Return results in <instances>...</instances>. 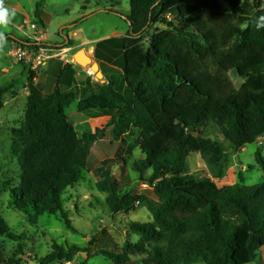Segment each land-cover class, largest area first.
Instances as JSON below:
<instances>
[{"label": "trees", "instance_id": "1", "mask_svg": "<svg viewBox=\"0 0 264 264\" xmlns=\"http://www.w3.org/2000/svg\"><path fill=\"white\" fill-rule=\"evenodd\" d=\"M110 2L101 11L126 17L129 31L98 46L116 44L121 71L110 68L109 81L95 91L90 80L77 88V69L60 58L49 62L43 90L34 82L36 72L29 73L26 120L12 131V152L22 177L10 190L11 207L31 225L59 215L74 231L64 192L82 180L93 146L109 130L113 142L139 134L142 157L135 170L155 198L127 189L114 165L98 169L102 179L95 189L107 195L112 216L129 215L142 206L152 221L130 222L139 241L126 243L120 253L90 254L77 245L55 244L39 264L72 263L81 252L88 260L102 255L111 264H132L135 256H146L141 264L256 263L264 249V183L248 186L241 176L239 183L218 188L190 175L188 158L195 153L208 159L219 171L215 178L221 179L226 150L204 137L203 126L216 125L234 151L264 137V29L257 30L254 23L264 16V0H130L126 15L115 11L117 2ZM42 8L38 2L34 23L45 29ZM6 37L28 51L52 47ZM232 75L244 80L239 89ZM3 94L0 90V111ZM74 102L79 113L98 111L109 121L103 129L79 135L67 116ZM255 159L264 173L260 151ZM0 238L21 241L1 214ZM0 264L18 263L3 260L0 253Z\"/></svg>", "mask_w": 264, "mask_h": 264}, {"label": "rangeland", "instance_id": "2", "mask_svg": "<svg viewBox=\"0 0 264 264\" xmlns=\"http://www.w3.org/2000/svg\"><path fill=\"white\" fill-rule=\"evenodd\" d=\"M28 10H36L37 3L43 2V12L49 23L48 36L54 44L60 43L61 47H54L59 51V57L67 63H73L74 56L85 50L88 56L93 59V63L98 64V76L92 66L82 68L77 66L75 85L79 89L84 88L87 80L91 81V91H95L103 83H107L110 78L109 69L122 70L123 60L119 49L115 43L98 46V53L95 55L90 46L75 47L68 46L65 38L70 28L82 31L85 40H109L115 32L121 37L129 31V24L125 18L108 12H98L111 5L110 1L115 0H19ZM118 12L126 15L130 10V0H116ZM101 7V9H97ZM85 13H89L85 15ZM173 20V17L171 18ZM176 24L183 26L176 21ZM31 27V29L29 28ZM37 27V30L33 29ZM159 29H166L163 25H158ZM0 32H4L11 38L32 42L35 37L41 39L42 28L35 25L34 19L30 23H25L23 32L18 33L10 25L0 27ZM48 43L47 39H41ZM49 44V43H48ZM145 49H149V40H144ZM17 48L13 41H6L3 49H0V90L2 95L3 109L0 111V214L12 228L13 233L21 238V241H12L8 238H0V253L3 260H13L18 264H39L53 251L55 244L68 246L77 245L83 250H89L90 254H95L101 250L120 253L126 243H137L139 236L134 235L129 230L130 222L148 224L152 217L145 207H138L136 211L129 215L119 214L112 216L106 205V194H100L95 189V184L100 181L101 174L99 168H110L112 165L115 175L122 181L127 189L145 193L150 198L155 196L152 189L140 182V176L135 170V164L142 157L139 150L140 136L138 133L126 136L120 142H113L110 131L106 132L104 140L96 143L88 161V167L83 173L82 180L75 186L65 190L63 195L64 209L72 222L74 231L69 230L64 221L57 216H44L37 225H31L28 218L11 207L10 190L18 187L21 183L22 171L18 164L17 157L12 152L14 137L12 131L20 128L26 120L27 99L29 96L28 76L31 71L27 62H11L9 53ZM56 59V58H55ZM110 63L108 66L105 63ZM102 66V67H101ZM106 73V76L103 74ZM237 89L241 87L244 80L231 76ZM46 80V73L42 71L36 77V85L43 90ZM67 116L74 125L76 132L81 135L84 130L103 129L110 119L98 111L79 113L77 102L71 104L67 109ZM205 138L219 141L223 144L228 159L224 164L221 179L215 178V173L219 171L210 164L208 159L200 154H192L188 158L189 174L194 175L197 180H211L218 188L228 185H235L243 177L244 184L248 186L264 183V173L258 166L255 155L260 151L264 157V137L256 143L248 145L239 151H234L230 143L222 136L219 128L210 123L202 127ZM124 160L125 163L121 161ZM125 168V174L121 175V169ZM150 177V172L145 174V180ZM5 184H9L3 189ZM146 256H135L132 264H141ZM86 253H78L72 263L58 264H84L87 261ZM89 264H111L102 255H98L88 260ZM202 264V263H199ZM252 264H264V249L261 250L259 260Z\"/></svg>", "mask_w": 264, "mask_h": 264}, {"label": "crops", "instance_id": "3", "mask_svg": "<svg viewBox=\"0 0 264 264\" xmlns=\"http://www.w3.org/2000/svg\"><path fill=\"white\" fill-rule=\"evenodd\" d=\"M114 2H117L116 0ZM5 6L10 8V9H15V16L12 19L11 23L9 24L13 29H16V31L18 33L23 32V28H24V24L25 23H30L32 19H34V13L36 10L34 11H28L21 3L19 0H4ZM115 11H119V9L116 7ZM130 11V10H129ZM98 12H105V11H98ZM89 13H85V15H88ZM116 15V14H115ZM119 16V15H118ZM121 17V16H120ZM123 18V17H121ZM44 20H45V24H46V28L43 29L42 28V38L41 39H47L48 43L52 46H58L61 47L62 45L60 43L54 44L50 41V36H48V27H49V23L46 19V16H44ZM29 28L31 29V27L29 26ZM71 31H69L67 36H63L66 40L67 43H69V40L73 41V45L75 47H85V46H90V48L94 51L95 55L98 53V48L94 47L93 44H97L98 42L101 43L103 41L101 40H94V41H87L85 40V36L82 33V31H79L77 29L74 28H70ZM115 36H113V38H119L121 37V35L118 32L114 33ZM98 43V44H99ZM71 45V46H73ZM87 49H85L84 51L86 52V54L88 55V52L86 51ZM90 57V56H89ZM65 64H68L67 61H64ZM75 66V68L77 69L76 64L71 63ZM108 66V63H105ZM49 66V64H48ZM48 66L44 69L39 70L38 72H36V77H38L42 71H45V73H47L48 70ZM77 77H75V83L77 82L76 80ZM36 78L34 79L35 82ZM46 82V80H45ZM36 83V82H35ZM45 85V84H44ZM44 88V87H43ZM109 121V120H108Z\"/></svg>", "mask_w": 264, "mask_h": 264}, {"label": "built area", "instance_id": "4", "mask_svg": "<svg viewBox=\"0 0 264 264\" xmlns=\"http://www.w3.org/2000/svg\"><path fill=\"white\" fill-rule=\"evenodd\" d=\"M172 16L168 15L167 19L171 21ZM35 31L37 30L36 26H33ZM35 41L32 42H44L43 40L36 38L34 35ZM59 51L52 47L41 46L38 51H28L17 45L15 50H12L9 53V59L11 62L15 61L17 63L25 61L30 66L32 71L38 72L41 69H44L48 66L49 62L57 57H59Z\"/></svg>", "mask_w": 264, "mask_h": 264}, {"label": "clouds", "instance_id": "5", "mask_svg": "<svg viewBox=\"0 0 264 264\" xmlns=\"http://www.w3.org/2000/svg\"><path fill=\"white\" fill-rule=\"evenodd\" d=\"M15 16V9L5 6L4 0H0V27H7ZM257 30L264 29V16H260L254 21ZM7 41L6 34L0 32V49H3Z\"/></svg>", "mask_w": 264, "mask_h": 264}, {"label": "water", "instance_id": "6", "mask_svg": "<svg viewBox=\"0 0 264 264\" xmlns=\"http://www.w3.org/2000/svg\"><path fill=\"white\" fill-rule=\"evenodd\" d=\"M123 18H125V20L130 25V22L128 21V19L126 17H123ZM73 63L82 67V68H88V67L92 66V70H97L96 71L97 75L102 76V73L98 72V69H99L98 64L93 63V59L91 57H89L84 50H80L74 56Z\"/></svg>", "mask_w": 264, "mask_h": 264}, {"label": "bare ground", "instance_id": "7", "mask_svg": "<svg viewBox=\"0 0 264 264\" xmlns=\"http://www.w3.org/2000/svg\"><path fill=\"white\" fill-rule=\"evenodd\" d=\"M101 76V75H100Z\"/></svg>", "mask_w": 264, "mask_h": 264}]
</instances>
